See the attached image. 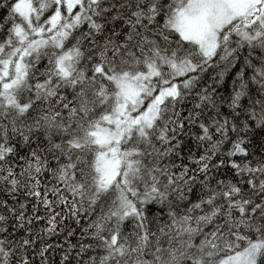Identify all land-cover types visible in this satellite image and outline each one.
<instances>
[{
    "label": "snow or ice",
    "instance_id": "1",
    "mask_svg": "<svg viewBox=\"0 0 264 264\" xmlns=\"http://www.w3.org/2000/svg\"><path fill=\"white\" fill-rule=\"evenodd\" d=\"M0 13V264H264V0Z\"/></svg>",
    "mask_w": 264,
    "mask_h": 264
},
{
    "label": "trees",
    "instance_id": "2",
    "mask_svg": "<svg viewBox=\"0 0 264 264\" xmlns=\"http://www.w3.org/2000/svg\"><path fill=\"white\" fill-rule=\"evenodd\" d=\"M0 15H2V13H0Z\"/></svg>",
    "mask_w": 264,
    "mask_h": 264
}]
</instances>
